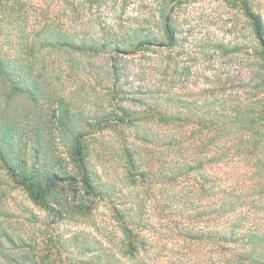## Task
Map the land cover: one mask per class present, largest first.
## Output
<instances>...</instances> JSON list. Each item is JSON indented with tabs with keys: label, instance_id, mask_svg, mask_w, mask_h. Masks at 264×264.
Wrapping results in <instances>:
<instances>
[{
	"label": "rangeland",
	"instance_id": "374dc122",
	"mask_svg": "<svg viewBox=\"0 0 264 264\" xmlns=\"http://www.w3.org/2000/svg\"><path fill=\"white\" fill-rule=\"evenodd\" d=\"M244 2L264 24V0ZM162 11L177 28L172 47L142 46L136 53L121 56L124 74L116 86L107 75L100 81L90 71L69 80L68 52L52 40L55 34L68 31L99 38L109 31L124 37L137 26L162 36ZM251 27L243 0L3 1L1 51L14 63L32 68L34 74L52 79L60 74L61 82L51 83L53 91L71 98L82 111V119L91 122L84 126V159L102 193H77L70 200L68 196L65 205L72 207L59 212L62 208L50 205V201L46 205L35 203L0 171V264H15L11 256L25 260L24 264H252L256 241L250 244L249 235L264 232V194L252 208L242 205L223 214L218 202L212 205L219 197L217 189L211 196H202L191 186L192 174L172 170L170 160L159 173L156 159L163 148L158 151V147H145L136 140L142 130L161 131L163 127L150 123L140 128L113 119L99 129L94 120L100 111H111L115 106L142 109L136 100L139 96L150 97V101L163 95L172 99L182 96L193 103L227 93L234 103L257 106L258 97H264V88L257 86L263 59L256 53ZM69 54L77 59V54ZM107 59L105 53L89 60L107 66ZM112 89L118 91L115 97ZM14 105L18 110L31 108L21 97ZM204 135L211 136L195 135L192 142L203 144ZM135 143L140 150L135 154L140 160L137 170H143V175L129 172L124 158L122 146L134 149ZM56 147L70 169L69 155L61 144L56 143ZM185 154L188 158L190 151L185 150ZM258 162L251 158L233 160L230 167L208 164L206 171L233 178L229 187L233 193L237 181L256 179L257 169L249 165ZM181 174L186 175L183 181H170L171 176ZM221 231L223 238L217 234ZM7 235L12 236L15 247ZM260 257L264 264V252Z\"/></svg>",
	"mask_w": 264,
	"mask_h": 264
},
{
	"label": "trees",
	"instance_id": "16d2710c",
	"mask_svg": "<svg viewBox=\"0 0 264 264\" xmlns=\"http://www.w3.org/2000/svg\"><path fill=\"white\" fill-rule=\"evenodd\" d=\"M3 1L5 0H0V4ZM243 4L246 16L252 22V35L257 45L256 53L263 59L261 63L263 72L259 77L261 81L257 84L262 89L264 88V24L261 17L252 12L244 0ZM161 29L162 36L135 26L124 37L104 31L99 38L61 31L55 34L52 40H57L59 48L68 52L67 54L62 50L68 56L69 75L67 77L69 80L73 78L72 75H81L90 71L94 78L98 77L100 81L107 75L116 86V82L124 74L121 56L129 55V52L136 53L142 46L172 47L176 43L177 28L164 11L161 14ZM69 53L77 54V59ZM105 53L108 54L107 66L89 60ZM54 76L55 78L52 79L51 76L39 72L34 74L32 68L28 69L24 64L14 63L12 57L0 49L2 93L0 98V171L26 191L35 203L46 205L50 201V205L54 204L62 208V210L57 209L59 212H67L71 205L66 206L64 199L68 196L70 200L71 196H76L77 193L100 194L102 189L84 159L83 141L87 134L84 126L91 125V122L82 119V111H79L74 103L72 104L71 98L57 94L55 89L53 91L51 83L61 82L60 74L56 73ZM147 92L150 93V91ZM204 92L207 91L204 90ZM111 93L115 97L118 91L112 89ZM144 93V90L140 91L141 95ZM18 97L27 99L31 108L18 110L14 105ZM209 97L210 99H202L201 102L189 101L188 103L182 96L172 99L163 95L159 100L156 98L154 101H150V97L139 96L136 100L140 106H143L142 109L141 107L134 110L115 106V109L111 111H100L99 116L94 117V120L99 129L113 119L116 122L141 125L140 128L150 123L163 127L161 131L142 130L136 138L145 147L152 145V149L158 147V151L163 148L156 159L159 173L163 172L165 167L167 168L168 160H170V165H174L172 170L178 168L182 173L192 174L191 186H195L202 196H211L212 190L217 189L219 197L215 198L216 202L213 201L212 205L218 202L219 210L223 214H228L231 208L242 205L252 208L256 200L264 194V162H260V157L262 159L264 157V97H258L257 106H241L239 103H234L227 93L219 96L212 94ZM172 102L173 104H170ZM170 105L175 106L177 112L172 106L170 108ZM186 108L188 114L184 111ZM199 111L203 114H198ZM23 121H27V124L25 125ZM205 133H210L211 136L204 135L203 144L196 145L197 143L192 142L195 135ZM184 138L187 141H184ZM56 143L61 144L69 155L67 163L72 165L70 169L57 154ZM143 146L140 147L141 150H145ZM122 148L125 161L129 165V172L133 170V174L143 175L141 173L143 170H137V162L140 160L135 154L140 153V150H137L136 143L134 149L126 145ZM185 150L190 151L188 158L185 157L188 155L185 154ZM174 157H177V160ZM251 158L259 160L256 165L253 163L249 165L250 168L256 167V179L250 178L248 182L245 179L244 182L247 183L237 181L238 187L233 189V193L229 189L230 180L233 178H221L206 171L208 164L230 167L229 164L233 160H250ZM184 166L188 169H184ZM185 176L181 174L177 177L171 176L169 179L174 183L181 182L182 177ZM1 183L2 179H0ZM248 197L251 199L247 200ZM217 234L220 238L225 236L223 231ZM7 237L15 247L12 236L7 235ZM229 239L232 238L229 237ZM254 241L256 244L253 247L250 262L261 264L264 232L250 233L248 242L251 244ZM10 260L15 264L26 262L18 256H11Z\"/></svg>",
	"mask_w": 264,
	"mask_h": 264
}]
</instances>
